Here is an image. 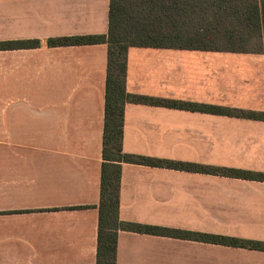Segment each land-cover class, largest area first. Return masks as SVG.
Returning <instances> with one entry per match:
<instances>
[{
  "label": "crops",
  "instance_id": "crops-1",
  "mask_svg": "<svg viewBox=\"0 0 264 264\" xmlns=\"http://www.w3.org/2000/svg\"><path fill=\"white\" fill-rule=\"evenodd\" d=\"M109 0H0V264H95ZM125 89L264 112V53L129 47ZM122 151L200 165L122 163L119 219L264 242V121L127 102ZM205 166V167H203ZM115 264H264V251L119 230Z\"/></svg>",
  "mask_w": 264,
  "mask_h": 264
},
{
  "label": "trees",
  "instance_id": "trees-1",
  "mask_svg": "<svg viewBox=\"0 0 264 264\" xmlns=\"http://www.w3.org/2000/svg\"><path fill=\"white\" fill-rule=\"evenodd\" d=\"M96 43L107 45V69L95 264H115L119 230L191 238L264 251L263 241L124 222L118 215L122 163L166 168L201 167L123 152V112L127 102L264 121V112L261 111L199 105L128 93L125 89L128 48L136 46L264 53V0H109L108 29L105 34L64 36L47 40L50 46ZM38 45L36 39L0 41V49L33 48ZM206 168L218 170L226 176L264 181L262 172L225 167Z\"/></svg>",
  "mask_w": 264,
  "mask_h": 264
},
{
  "label": "rangeland",
  "instance_id": "rangeland-1",
  "mask_svg": "<svg viewBox=\"0 0 264 264\" xmlns=\"http://www.w3.org/2000/svg\"><path fill=\"white\" fill-rule=\"evenodd\" d=\"M249 48H250V46H249Z\"/></svg>",
  "mask_w": 264,
  "mask_h": 264
}]
</instances>
